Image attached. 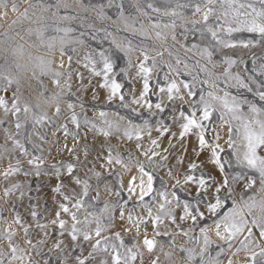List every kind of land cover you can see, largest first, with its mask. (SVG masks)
Segmentation results:
<instances>
[{
	"label": "rangeland",
	"instance_id": "obj_1",
	"mask_svg": "<svg viewBox=\"0 0 264 264\" xmlns=\"http://www.w3.org/2000/svg\"><path fill=\"white\" fill-rule=\"evenodd\" d=\"M185 2L187 0H6V6H0V74H10L19 81L23 98L21 109L23 103H28L33 108L38 105L35 111L45 114L48 118L44 123L36 124L32 113L25 116L21 111L22 127L17 133L16 118L0 109V237H3L6 231L14 233L11 243L21 250L18 255L25 256L23 261L15 260L12 264H28L29 256L33 264H76V256L87 257L91 251L90 243L82 240V247L74 249L67 234L59 236L58 221L53 224V221L57 220L56 213L61 211L59 205L65 203L61 193L78 196L82 191V187L72 183V177L66 173L64 166L69 163L75 165L73 176L88 178L91 186L89 196L85 198L87 207L78 212L79 218L84 219L86 211L100 214V210L107 204L105 215L110 213L115 223L102 235L113 237L115 232L120 231L121 238L127 245L131 246L135 242L145 264L155 256L160 257V264H187L183 259L185 253L179 249H195L199 253L200 248L204 246L205 234L211 242L208 254L214 257L221 247L225 248V254L220 258L222 264H228L229 259L232 264H243L246 261L248 254L245 252L241 251L236 255L233 253L240 247L239 241L244 239L247 233L232 240V248L228 250L225 241L216 235L212 221L217 217L206 213L205 219L198 220L195 224L190 218L179 219L184 215V202L192 201L195 195V185H186L184 182V173L190 163L204 161L207 165L198 169L196 176L203 173L217 181L225 176L209 159L210 147L200 150L199 155L194 151L198 148L197 135L189 133L183 140L180 138L181 125L186 122L180 113L183 111L185 115H190L192 105H198L201 94L204 95L205 101L213 108L210 119L204 121L206 140L219 146L218 155L223 161H233L230 165L225 164L227 176L230 178L239 174L241 169L236 166L232 149L228 146L229 122L233 128L237 127L239 122L231 121L230 115L225 114L219 102L208 96V93L213 92L222 97L227 91L230 97L235 96L240 101H248L258 107L264 106V101H260L256 95L258 90L264 89V74L259 71L260 65L264 63V43L254 34L238 32L233 33L232 37H226L233 40L237 47H212L210 33H201L204 23L202 13L194 14L192 8H177V3ZM149 4L152 5L151 8ZM12 5L16 6L15 10ZM153 8L160 11H153ZM166 10H175L181 15H164ZM25 11L27 16L24 15ZM173 21L174 28L165 27ZM192 21L198 23L193 24ZM209 23L214 24L215 17H210ZM154 24H159V27H153ZM57 28L72 29L66 38L68 43L63 46L64 55H61L59 42L64 33L57 32ZM41 31L44 32L43 40L38 38ZM51 37L57 39L55 47L49 49L46 45ZM248 40H253L254 45L248 48L240 46L241 42ZM205 46L213 53L211 61L201 54ZM142 51L149 57L146 62L148 67L152 66L153 61L156 64L149 78V92L145 97L146 101L153 104L151 109L146 106L145 101L140 104L130 103L134 96L139 98L143 89V79L138 76V67L144 61ZM101 55L111 59L113 75L117 82L122 84V92L126 97L123 103L118 97L109 101V90L100 87L104 82L103 76L92 73L89 61H94L96 70L99 71L103 66ZM226 59H234L236 63L226 65ZM41 60L50 62L49 69L44 74H41ZM177 60L180 61L179 64ZM225 70L230 77L239 76L252 90L241 88L234 79L226 78L223 75ZM52 72H60L62 75L56 78L52 76ZM56 79H59V85L54 82ZM173 80L193 85L196 95L192 97L191 102L187 90L179 93L182 99L174 98L173 101H168L166 92L160 93L159 89H167ZM200 81L208 83L202 84ZM212 82H216L215 87ZM2 88L3 84L0 83V89ZM15 88L16 85H12L7 93L0 91V96L11 100ZM57 93L61 97L59 101L49 99L45 102ZM156 103L166 106L163 113L154 107ZM57 104L60 109L58 115ZM69 104H72L73 108L70 109ZM124 104L128 106L124 107ZM247 107V104L241 105V111L245 114ZM101 112L106 113V116L101 117ZM73 113L77 117V123L71 120ZM197 115L199 116L200 112H197ZM221 115H224L223 120ZM85 120L89 121L88 125ZM104 120L125 126H128L129 121L142 126L147 120L149 128L141 132L140 140L134 139L135 137L131 140L126 138L121 149H116L115 143L104 147V141L96 136L99 133L90 127L91 124H95L97 128L105 127ZM157 120L168 125L169 130L164 132ZM9 135L23 144L28 155H22L21 151L14 147L13 141L7 139ZM74 136L76 139H73ZM153 140L157 141L159 146L154 145ZM237 143L240 141L237 140ZM108 149H111L113 157L117 154L122 156L127 170L115 162L107 169L101 166L109 155ZM164 149L168 151L165 152ZM240 150L242 151V148ZM257 151L259 155L264 156V148ZM154 152L158 155H153ZM33 156L42 161L39 175L35 166L28 163ZM149 156L152 157L151 160ZM165 156L168 158L162 159ZM137 165H143L145 170L154 176L153 192L145 196L143 202H140L138 185L141 172ZM9 166L19 167L20 171L5 178L3 173ZM54 166L61 169L59 178L55 174ZM90 169L101 174L99 181ZM133 177L136 191L130 195L128 183ZM144 179L147 180L146 177ZM58 184L62 186L61 193L55 191ZM13 185L20 187L18 190L13 189L11 194L5 197V190ZM116 192L121 195H116ZM160 192L168 193V203L160 198ZM173 192L176 194L175 199ZM201 195L205 199L198 207L204 211V205L210 202V197L203 190ZM250 197H255L257 201V206L251 209L244 206V202L252 203ZM219 198L223 203V207L219 209L221 216L231 211L233 204L238 206L249 222L262 214L258 202L264 200V191H261L258 178L251 188L245 187L243 179L235 184L229 179V187L219 194ZM117 204H123L125 209L123 221L120 220L119 207H113ZM144 204L150 208L151 216H148ZM161 204L165 205L166 210H172L176 220L173 223L165 219L163 223H159L158 236L154 234L151 224H147L148 238L157 241L154 252L149 254L142 243L143 225L140 227L138 238L135 227L126 233L120 226L127 222L129 213L134 218L141 216L145 221L153 219V214L157 216ZM33 211L37 214L35 218L31 215ZM16 216H19L24 222V227L28 228L27 237L23 227L14 223ZM60 219L65 220L70 229V217L61 212ZM101 220H104V216H101ZM91 227L94 229L95 223ZM201 227L207 230L206 233L200 231ZM220 231L226 235L223 226ZM45 232L49 235H45ZM253 232L255 239L264 245V241L259 240V232L256 229H253ZM58 239L63 242V250L54 247ZM28 240H31V244ZM170 244L173 247H169ZM0 252L4 254V257L0 258L10 257L8 240L0 239ZM169 252L172 253L171 261L166 260L163 255ZM139 260L138 257L136 264H139ZM196 264H199L198 260Z\"/></svg>",
	"mask_w": 264,
	"mask_h": 264
},
{
	"label": "snow or ice",
	"instance_id": "obj_2",
	"mask_svg": "<svg viewBox=\"0 0 264 264\" xmlns=\"http://www.w3.org/2000/svg\"><path fill=\"white\" fill-rule=\"evenodd\" d=\"M0 6H6V0H0ZM151 8L152 5L149 4ZM13 10H15L16 6L12 5ZM177 8L185 9L192 8L194 9V14H201L203 18V27L201 29V33L204 31L210 33L211 41L213 42L212 47L220 46L222 48H235L238 45L231 39H227L226 37H232L233 33L238 32H247L254 34L255 36L260 37V42L264 43V0H187L185 3H177ZM153 11L159 12L160 9L153 8ZM164 15H173L179 16L181 13L171 10L165 11ZM27 16V11L24 13ZM215 17V23H209V18ZM67 19V17H65ZM193 24L198 23V21H192ZM153 27H159V24H154ZM165 27H175V22L171 25H165ZM57 32L63 31L64 36L59 38V42L61 45L60 52L61 55H64V45L68 43L67 37L69 33L72 32L71 28H57ZM159 35V33H157ZM39 39H44V32L41 31L38 36ZM175 39V37H173ZM56 37L49 38L47 43V48L52 49L55 47ZM254 41L248 40L246 42H241L240 46L244 48H248L249 46H253ZM193 47H197L193 45ZM201 54L204 57H207L209 61H211L212 51H210L208 46H205L201 50ZM141 55L144 57V61L138 67V76L143 79V89L140 92V96L137 99L135 96L130 101L132 104H140L141 101H145L146 106L151 109L153 104L145 100L149 92V78L153 69L156 67L155 61L151 67H148L146 62L149 57L146 52H141ZM71 60V57H69ZM102 60V68L97 71L95 67L94 61H89L92 65V73L96 76H103L104 82L100 85L101 88H105L109 90V101L114 97H118L119 100L123 103L126 99L125 95L122 92V84L117 82V79L113 75V64L109 57H104L101 55ZM179 64L180 61L177 60ZM226 65L231 66L236 63L234 59H226L224 61ZM50 62H46L44 60L40 61V69L41 74H44L49 69ZM63 66V65H61ZM170 67V66H169ZM259 71L261 74H264V63H262L259 67ZM62 73L60 72H52V76L59 78ZM127 75V73H125ZM226 78H231L236 81V84L241 88H247L249 91L252 89L249 88L248 84L241 80L239 76L230 77V74L227 70L223 73ZM167 79V77H166ZM57 85H59V79L54 81ZM0 83L3 84V88L0 91L5 93L8 92L9 88L12 85H16L15 91L12 94L11 100H7L5 96H0V109H3L5 114H11L16 118L15 128L17 129V133L22 127L20 113L23 111L25 116L29 113L33 114L34 120L36 124L44 123L48 118L45 114L37 113L35 108L39 106L36 105L35 108L30 106L28 103H23V108L21 109L22 96L20 94L19 81L13 77L12 75H4L0 74ZM200 83L205 84L208 81H200ZM179 85H182L179 86ZM212 86H216V82H212ZM182 90H187V96L189 101L191 102L192 97L196 95L193 91V85L183 82H177L175 80L171 81L167 89L161 87L159 89L160 93H167L168 101H173L174 98L182 99L183 97L179 96V93ZM43 95V93H41ZM260 101H264V89L258 90L256 92ZM208 96H210L213 100L219 102L221 108L224 110L225 114L230 115L231 121H238L239 125L235 128L232 127L231 122H229V141L228 146L232 149V156L235 158V164L237 167L241 169V172L237 175L231 176L230 178L226 174L225 164H232V160L229 159L227 161H223L221 157L218 155V145H213L211 142L206 140L205 136V124L204 121H208L212 115L213 108L212 105L205 101V97L203 94L200 96L199 104H193L190 109V115H185L183 111H181V118L186 121L181 125V131L179 133L180 138L183 140L185 136L189 133L193 135H197V145L198 148L194 149L197 151V155L200 154V150L205 148H211V153L209 159L214 165L219 167V171L225 173L223 179L217 181L211 176H205L201 173L200 176H196L195 172L202 168L206 167V163L201 161L200 163H190L187 169V172L184 173V182L186 185H195V195L192 198V201H185L183 205V214L179 217L180 220H184L186 218H190L195 224L198 220H204L206 213L210 214L213 217H217L212 221L215 225L216 235L222 241H225L226 247L228 250H231L232 245L231 241L239 238L241 235H244V239L240 240V247L236 249L233 255L238 254L243 251L247 255L246 261L243 264H264V245L260 244L254 237L253 229H256L259 232V240L264 241V200L259 201V207L261 208V215L252 219L249 222L244 218L242 211L239 210L236 204H233L232 210L224 213L222 216L219 214V209L223 207L222 200L219 198V194L226 188L229 187V179H231L232 183L235 184L239 182L241 179L245 180V187L251 188L255 183V180L258 178L261 191H264V156L258 154V149L264 148V106L258 107L256 104L248 102V101H240L237 97L229 96L227 91L224 92L222 97L216 96L213 92H209ZM60 94L57 93L54 96L47 98L45 102L48 100L59 101ZM247 104V114L241 111V105ZM127 104H124V107H127ZM68 107L73 108L72 104H69ZM154 107L160 112L163 113L165 111V105L162 103H156ZM60 112L59 105L56 107V114L58 115ZM197 112H200V115H197ZM101 117L106 116V113L101 112ZM122 119V118H121ZM175 119V117L173 118ZM224 119V115H221V120ZM71 120L73 123H77V117L73 113ZM85 124L88 125L89 121L85 120ZM157 124H160L161 128L164 132L169 130L168 125H164L160 120H157ZM105 127L97 128L95 124H91L90 127L95 132L107 137L112 134L113 131L119 132L120 128L118 124H114L111 121L104 120ZM149 128V123L147 120L144 121L142 126L134 125L129 121L128 127L124 129L123 135L131 140L135 137L136 140L141 139V132L147 130ZM160 131V129H157ZM65 134L67 135V129H65ZM235 137V138H234ZM7 139L13 141V145L16 149L21 151L22 155H28L27 150L24 148L23 144L20 143L18 139H15L13 136L9 135ZM73 139H76L74 136ZM217 139H219V134L217 133ZM237 140L240 143H237ZM152 143L157 145V141L153 140ZM171 143V141H170ZM174 146V145H173ZM139 147V145H138ZM242 148V151L240 150ZM69 152H72V149H66ZM165 152L168 149H164ZM222 151V149L220 150ZM109 155L104 164L101 166L104 168H108L113 162L117 164H121L125 170H127V165L124 164L123 158L120 154H117L115 157L111 155V149H108ZM147 155V152L144 153ZM87 155V153H85ZM153 155H158V153H153ZM168 157H162V159L166 160ZM152 157L149 156V160ZM29 165H34L36 168L37 175H39V167L42 161L39 157L33 156L32 159L28 160ZM139 171L141 172V179L138 185L140 189V202L144 201V197L153 192V180L154 176L151 172L145 170L143 165H137ZM55 167V166H54ZM66 173L72 177V183L77 186L82 187V191L79 195H68L66 193H61V185H57L55 191L57 193H61L63 195V199L65 203L59 205L60 212L56 213L57 220L53 221V224H56L58 221V227L60 229L59 236L63 237L67 234L71 241L73 242V248L82 247L80 241L88 242L91 246V251L88 253L87 257L82 255H78L75 257L76 264H136L138 257L140 258L139 264H145L142 254L139 249L136 247L135 242L129 246L125 243V241L121 238L120 231H117L113 234V237L103 236L102 233L106 232L110 228L114 226V219L110 213L105 215L106 210L108 209V205L105 204L104 209L100 210V214L96 212H87L84 216V219H80L78 216V212L87 207L85 204V198L89 196L90 184L88 178H81L79 176H73L75 171V165L69 163L64 166ZM110 171V169H108ZM19 167L9 166V169L3 173L5 178H8L10 175H14L19 172ZM92 171L93 176L99 181L101 174L96 172L94 169H90ZM192 173V174H189ZM55 174L59 178L61 174V169L59 167H55ZM255 174V175H252ZM144 177L147 178L145 181ZM179 183V181H177ZM135 178L128 183V191L130 195L135 194L136 188ZM19 185H13L12 188L5 190V197L9 196L13 189L18 190ZM210 189V191H209ZM205 191L210 197V202L204 205V211H201L198 205H200L205 197L201 195V191ZM116 195H121L120 192H116ZM160 198L168 203L167 192H160ZM173 198H176L175 192L172 193ZM231 196V192L228 193V197ZM226 197V198H228ZM97 198H99V193H97ZM214 200L215 202H211ZM252 203L244 202V206L251 209L257 206V201L255 197L249 198ZM177 204H179V200H177ZM114 208L119 207L120 209V220H124L125 209L123 204H117L113 206ZM144 208L147 210L148 216H151V210L147 204H144ZM61 212L68 215L71 219V226L68 229V225L65 220L60 219ZM32 217H36V212L33 211L31 213ZM101 216H104V220H101ZM91 218V219H90ZM170 220L173 223L176 220V217L173 216L172 210H166L165 205L161 204L158 210V214L154 219L149 221H145L143 217L137 216L133 217L131 213L128 214L127 222L122 224L121 230L124 232H131L132 227L136 228L137 237L140 235V227L144 226L143 233V246L147 250L149 254H152L156 248L157 241L155 239L148 238V229L147 224H151L154 234L160 235L157 225L159 223H163L164 220ZM14 223L23 227L25 236L28 235V228L24 227V222L16 216L14 218ZM95 223V228L93 229L91 225ZM223 226V232L226 234H221V227ZM40 227H44L40 225ZM200 231L202 233H206V229L201 227ZM14 233L10 231H6L3 237L0 239H6L9 242V247L11 251L10 257L0 258V264H12V261L25 259L24 255H18L19 250L16 246L12 245V237ZM45 235H49V233L45 232ZM167 235V233H165ZM134 238V240L136 239ZM94 241V242H93ZM31 244V240L27 241ZM62 240H57L54 244V247L58 250H63L61 248ZM211 242L208 239V236L205 234L204 236V246L200 248L199 253L195 251V249H179L180 252L185 253L183 259L187 261V264H196L197 260L199 264H222L221 257L225 254V248L221 247L219 251H217L216 255L213 257L208 254V248L210 247ZM35 247V246H33ZM169 247H173L172 244ZM258 249V250H257ZM38 254V252H37ZM166 260L171 261L172 253H163ZM207 255V259H206ZM0 257H4L3 252H0ZM28 264H33L31 256L28 257ZM47 264V262H46ZM63 264V262H62ZM147 264H160V257L155 256L154 258H150ZM228 264H232V260H228Z\"/></svg>",
	"mask_w": 264,
	"mask_h": 264
},
{
	"label": "bare ground",
	"instance_id": "obj_3",
	"mask_svg": "<svg viewBox=\"0 0 264 264\" xmlns=\"http://www.w3.org/2000/svg\"><path fill=\"white\" fill-rule=\"evenodd\" d=\"M114 124H116V123H114ZM118 125H119V128H120L119 132L113 131L112 134L110 136H107V137H105L103 135H100V134L96 135L97 138L101 137V139L104 141V144H105L104 147H108V146H110L113 143L117 144L116 149H119V148L121 149V147H123L122 143L126 139V137L123 135V133H124V129L127 128L128 126H125L123 124H118ZM153 217L155 218L154 214H153Z\"/></svg>",
	"mask_w": 264,
	"mask_h": 264
}]
</instances>
